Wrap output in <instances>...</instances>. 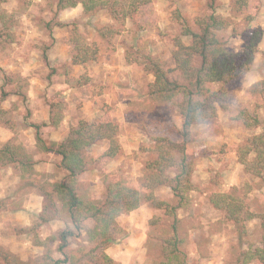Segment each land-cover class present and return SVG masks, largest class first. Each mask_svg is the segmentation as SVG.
Here are the masks:
<instances>
[{
	"label": "rangeland",
	"instance_id": "374dc122",
	"mask_svg": "<svg viewBox=\"0 0 264 264\" xmlns=\"http://www.w3.org/2000/svg\"><path fill=\"white\" fill-rule=\"evenodd\" d=\"M176 13L196 31L195 20L210 13L208 0H151L141 9L136 22L126 20L124 23L115 22L105 11L83 15L80 5L57 12L56 0L0 1V127L12 130L14 136L6 143L23 150L34 163L35 156L51 160L53 166L48 172L45 169L34 170L41 182L59 181L64 172L58 168L60 158L57 155L43 152L41 145L30 148L29 137L24 133L28 121L32 120V108H35L27 98V74H32L33 70L38 71L44 81H50V77L60 72L65 73L68 77L64 80L72 89L71 101L66 103L60 98L59 89L50 88V82L45 93L41 94L45 104L42 101V104L35 103V109L49 107L50 111V107L55 105L53 112L59 111V120L68 115L69 129L80 120L100 122L107 119L118 128L120 155L110 161L98 159L107 147L106 142H98L84 152L86 172L79 177L76 192L85 202H102V177L105 173L112 174L113 180L123 181L128 187L139 190L145 176L144 167L155 157L151 151L152 138L167 137L173 142L181 141L178 110L172 104L148 98V85L154 78L143 65L148 56L160 61L163 68L174 69V40L179 37L184 44L190 43L189 37L181 35ZM214 13L231 22V27L220 36L236 55L241 54L252 32H261L262 38L250 70L243 78L226 86L228 108L223 110L216 105L214 118L196 124L190 130L186 157L192 164V190L188 193V204L176 211L177 237L187 256V264H237L243 251L261 247L259 219L248 222L246 234L241 235L234 224L225 219L223 212L211 206L209 196L236 188L239 195H245L256 213L264 211L263 183L246 172L236 156L240 146L264 131V113L258 111L261 125L255 129L245 128L235 119L241 110L254 112L255 101L249 88L264 78V0H249L248 8L241 13L231 11V0H219ZM77 45L94 46L96 60L83 66L71 64ZM125 56L135 62L127 63ZM126 66L129 69L124 73ZM122 74L127 76L122 78ZM171 76L178 78V73L173 71ZM207 87L216 91L220 86L211 84ZM1 93L5 94L3 99ZM118 101L129 102L125 110L126 125L117 123L113 116L115 109L119 108ZM47 127L41 126L40 137L43 145L48 147L53 141L49 140L51 131ZM0 139H3V133H0ZM252 158L253 154L248 159ZM9 166L0 165V179L10 186L3 188L4 195L13 200L0 203V209L14 212L0 216L4 228L1 236L29 238L33 245L36 236L44 240L42 246L35 245L42 249V255L28 264H43L45 254L61 258L56 248L62 230H71L74 234L68 238L67 254H76L79 248L88 249L86 225L82 231H75L60 205L55 204L58 209L55 219L40 223L38 216L43 208V197L40 204L41 196L36 188L19 180L12 189L13 176L7 168ZM12 173L18 177L15 171ZM154 194L172 203L169 188H158ZM22 205L32 210L42 207L39 214H35L27 208L18 210ZM153 218L157 223L151 225ZM171 223L163 211L143 202L136 210L116 219L123 237L105 252L117 264L158 263L161 261V240L171 234ZM0 253L9 252L0 246ZM0 263H3L1 259Z\"/></svg>",
	"mask_w": 264,
	"mask_h": 264
},
{
	"label": "trees",
	"instance_id": "16d2710c",
	"mask_svg": "<svg viewBox=\"0 0 264 264\" xmlns=\"http://www.w3.org/2000/svg\"><path fill=\"white\" fill-rule=\"evenodd\" d=\"M6 2L7 0H0ZM219 0H208L210 13L195 20L196 31H193L176 13L175 19L182 29V36L189 37L190 43L184 44L178 37L174 40L172 61L174 69H165L160 61L146 56L144 69L152 74L154 80L148 85V98L158 103L172 104L178 110L181 119L180 142H173L167 137L152 138L151 151L153 160L145 167V176L139 190L128 187L123 181L113 180V175L105 173L103 200L100 204L85 202L76 192L79 177L86 172L84 152L98 142H106L107 147L98 159L110 161L120 155L118 128L112 120L88 122L80 120L61 142H52L44 146L40 137L41 126L54 125L59 119L58 112H53L55 105L50 107L48 123H29L35 131L36 144L41 145L43 152H52L59 158L58 168L64 175L61 180L41 182L36 177L33 166L35 163L23 150L6 143L0 148V165L12 166L18 174L19 181L36 188L43 197V208L38 218L40 223H47L58 215L55 204L60 205L70 218L75 231H82L90 244L88 249L79 248L76 254H67L68 238L73 236L71 230L59 233L56 251L61 258L51 254L43 255V264H117L106 249L123 237V231L117 226L116 219L123 214L136 210L143 202L153 209L161 210L172 223L171 234L161 240V261L154 264H187V256L181 249L177 237L178 218L176 211L188 204V193L192 190V164L186 157V144L190 140V130L196 125L216 116V105L225 110L228 108L226 86L243 78L250 70L254 56L259 53L262 34L254 31L241 54L232 52L227 42L220 36L231 27V22L214 13L215 4ZM151 0H56V11L81 6L83 15L105 11L115 22L126 20L136 22L143 7ZM249 0H231V11L241 13L248 8ZM75 30V28H73ZM97 51L94 46H76L71 56V64L85 65L96 60ZM46 61V56H43ZM127 63L135 62L125 56ZM178 78H172V72ZM88 81V80H87ZM84 84H87L84 83ZM218 84L216 91L208 89V85ZM249 92L254 99V112L239 111L236 120L248 129L261 125L258 111L264 113V78L253 83ZM2 99L5 94L1 93ZM24 100V98H23ZM253 158L249 160V156ZM238 162L245 171L258 178L264 185V131L253 136L236 151ZM167 187L172 194V203L159 199L154 192L158 188ZM209 203L218 211L223 212L225 219L232 222L241 235L246 234V224L259 219L261 230V247L243 251L237 264H264V211L256 213L250 206L245 195H239L236 188L227 193H213ZM156 219V218H155ZM154 218L151 225L157 222ZM35 245L42 246L44 240L35 238ZM4 264H24L11 253H0Z\"/></svg>",
	"mask_w": 264,
	"mask_h": 264
},
{
	"label": "crops",
	"instance_id": "0c3cea01",
	"mask_svg": "<svg viewBox=\"0 0 264 264\" xmlns=\"http://www.w3.org/2000/svg\"><path fill=\"white\" fill-rule=\"evenodd\" d=\"M129 66H126L123 70L124 73H127ZM82 72H85V70L83 68ZM76 71L78 73L79 70L76 69ZM107 72L109 71H113V70H106ZM38 71L33 70V73H28L27 76L29 77V91L27 93V98H28V102L31 104V106H34L35 108L36 105L35 103H40L42 104L40 101H43V99L45 100V98L41 97V94L45 93V90H47L46 88L49 86L50 82H51V89H59L60 91V98L63 99L66 103H68L69 101H71L70 96L72 95V89L66 84V81L64 80L66 78L67 75H65V73H59L57 75H53L52 77H50V81L46 80L44 81L38 74ZM119 74V73H118ZM124 76H127V74H122V78ZM68 77V76H67ZM118 106L119 108L115 109V113H114V118L115 121H117V123L121 124V125H126L127 124V119L125 117V110L126 108L129 106L127 101H118ZM45 104V103H44ZM46 106V105H45ZM32 108V120L30 119V121H28L29 123H36V122H46L49 120V107H47L46 109H35ZM69 117L68 115H63L61 117V119L54 125H48L47 128L50 129L51 131V135L49 136V140L53 141V142H61L68 134L69 132ZM72 124V122H71ZM74 125V124H72ZM0 133H3V139H0V145L5 144L6 142H8L9 140H11L14 136L13 132L11 129L9 128H5V127H0ZM24 133L28 135V143H29V147L30 148H36V139H35V131L33 128L31 127H27L26 129H24ZM48 155H56L52 152H46ZM44 154V153H43ZM35 165L33 166L34 170H46V172H48L50 170V167L53 166V163H51V160L45 161L43 159H39L36 158L35 156ZM60 161V159L58 160ZM59 163V162H58ZM10 170L11 175L13 176V181L11 186H13L12 189H14L17 185H18V177H15L12 173L13 168L11 166L7 167ZM5 168V169H7ZM8 186V184H4L1 182L0 179V203H2L3 201L5 202H10L11 200H13L12 198H8L7 196H5V189H3L4 187ZM10 187V186H8ZM40 199V204H42V197H39ZM41 205L35 209L32 210L33 208H28V206L22 205L21 207L18 208V210H22V209H29L30 212L34 211L35 214H39V212L41 211ZM16 210V211H18ZM12 212L13 214V210H1L0 209V216H4V215H10ZM25 225V224H23ZM3 227H2V223H0V246L4 247L6 249V251H8L9 253H11L12 255H14L20 262L24 263V264H28L30 261L36 259L38 256L42 255V249L40 247H37L35 245L32 244L31 239L29 238H25L22 239L18 236H13L11 238H6V237H2L1 235H4L3 231ZM0 264H4V263H0Z\"/></svg>",
	"mask_w": 264,
	"mask_h": 264
}]
</instances>
